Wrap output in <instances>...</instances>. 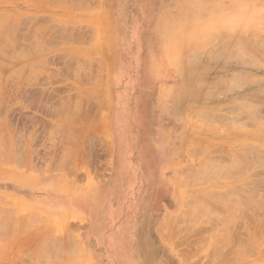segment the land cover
Segmentation results:
<instances>
[{"label":"rangeland","instance_id":"rangeland-1","mask_svg":"<svg viewBox=\"0 0 264 264\" xmlns=\"http://www.w3.org/2000/svg\"><path fill=\"white\" fill-rule=\"evenodd\" d=\"M181 4L0 0V16L16 19L8 33L14 34L5 37L15 41L7 47L4 18L0 24V42L6 40L0 53L9 52L6 59L0 55V264H222L220 251L225 263L233 259L226 264H264V160L252 158L249 165V155L264 159V139L254 138L253 120L237 111L241 103L249 107V89L256 87L245 81L247 72L256 78L262 73L255 74L249 54L243 59L231 44L264 26V0ZM219 40L228 47L220 53L214 47ZM218 77L243 89L216 88ZM200 85L207 86L204 92ZM208 90L213 97L203 96ZM211 110L225 118H202ZM233 143L247 148L248 172L241 166L246 176L233 173L218 185L231 194L241 185L242 199L249 193L255 201L226 226L224 203L205 195L222 190L200 181L206 172L200 164H230ZM259 143L263 148L249 150ZM189 169L193 182L187 186ZM202 200L211 207L212 223L186 216Z\"/></svg>","mask_w":264,"mask_h":264},{"label":"bare ground","instance_id":"bare-ground-1","mask_svg":"<svg viewBox=\"0 0 264 264\" xmlns=\"http://www.w3.org/2000/svg\"><path fill=\"white\" fill-rule=\"evenodd\" d=\"M59 1V0H58ZM62 1V0H61ZM73 1V0H72ZM76 1V0H75ZM66 2V1H65ZM71 1H69V3H70ZM179 2H180V5H182L181 3L183 2V5L184 4H186L185 3V1H183V0H179ZM186 2H188V4H189V0L187 1L186 0ZM191 2V1H190ZM72 3V2H71ZM188 4H186L187 5V7L189 6ZM186 5H184V6H182V8L183 7H186ZM184 10V9H183ZM4 14V13H3ZM7 16H8V14H7ZM1 18H4V16L2 17V16H0V24H1ZM10 18H11V16H10ZM12 20H13V18H12ZM16 19H14L13 21H15ZM13 21H10V19L8 18V17H6V14H5V18H4V21L2 22L3 24V26H2V30H1V32H6L5 34H6V36H4V39H6L7 40V38L9 39V37L11 36V35H13L14 33H12L11 35H9L8 33H11L12 32V30H13V24L15 23V22H13ZM15 26V25H14ZM17 26V25H16ZM11 27V28H10ZM0 32V37H2L3 38V35H2V33ZM4 34V35H5ZM249 35H247L245 38L246 39H243V40H241L240 39V41H239V39L237 40V42H235V41H228L227 40V38H226V40L228 41V43H227V41H225L227 44H229V43H231V44H235L234 45V48L236 49L237 47V49H239L238 51L239 52H242L243 54H241V53H238L236 56H239V54H241L240 55V57L242 56V58L244 59V57L245 56H247L248 54V56H249V62L248 61H246L245 62V64H244V61H242L243 62V64L244 65H246V63L248 62L249 63V65L251 66V68L252 69H254L253 70V72L255 71L256 73L255 74H257L258 72L260 73H262V75H261V73L259 74V75H261L260 76V78H256V77H253V76H255V75H252V73H248L247 72V74H249V75H251V76H249V79H245V81L249 84V87H250V85H251V87L252 86H256L255 87V89L253 88V89H249V91H252L251 93H250V96H249V107H246V105L244 106V104H243V106L244 107H240V106H242V103L239 105L238 103V105H239V107H238V110L237 111H240V112H242V115H244L245 116V114L247 115V116H250L249 117V119L250 120H253V122H251V123H253L252 125L254 126H252V129L253 128H255L254 130L255 131H252V132H250L253 136H254V138H255V136H258L259 138H261L262 140L264 139V26L263 27H259V28H257L256 30H252L250 33H248ZM224 35V34H223ZM5 37H7V38H5ZM14 38V37H13ZM4 39H2V42H4L5 44H6V40H4ZM201 39V38H200ZM1 40V39H0ZM8 41H10V40H7V44H6V47L7 46H9L8 44ZM15 41V39L13 40V41H10V42H14ZM223 40H219V43H221ZM2 42H0V46H1V44H2ZM200 42V41H199ZM225 42L223 41L221 44H219V43H216L215 42V44H218V46L217 45H214V47L216 46L217 47V49H218V47H219V50H220V48H221V46H222V48H225V47H227V44H225ZM235 42V43H234ZM4 43H3V45H4ZM198 43V42H197ZM223 43L225 44L224 46H223ZM12 45H13V43H12ZM35 45V44H34ZM37 45V44H36ZM188 45H190V44H188ZM233 45L231 46H229L230 47V49H233V48H231V47H233ZM11 46V45H10ZM196 46V45H195ZM3 47H5V45L3 46ZM5 47V48H6ZM37 47V46H36ZM190 47V46H189ZM215 47V48H216ZM2 48V47H1ZM30 48V47H29ZM33 48V47H32ZM211 48V47H210ZM215 48H213V50L215 49ZM221 48V49H222ZM10 50V52L12 53V51H13V49H15V47L12 49V48H9ZM35 49V48H34ZM226 49V48H225ZM227 49H228V47H227ZM235 49H234V51H235ZM237 49H236V51H237ZM2 50L4 51H2V53H4V56L3 55H1L2 53H0V55L1 56H3V58L5 57V59H6V57H7V55L5 54L6 52H8V51H5L3 48H2ZM6 50H7V48H6ZM16 50V49H15ZM28 50V49H27ZM37 50H38V48H37ZM218 50V52L220 53L221 52V50L219 51ZM29 51V50H28ZM35 51H36V49H35ZM212 51V50H211ZM223 51H224V49H223ZM222 51V52H223ZM228 51V50H227ZM226 51V52H227ZM231 52H232V50H230ZM233 51V52H234ZM235 51V52H236ZM0 52H1V49H0ZM14 52V51H13ZM17 52V51H16ZM37 52V51H36ZM196 52H198V51H196ZM210 52V51H209ZM216 52H217V50H216ZM9 53V52H8ZM7 53V54H8ZM211 53V52H210ZM212 53H213V51H212ZM13 54V53H12ZM23 54V53H22ZM22 54H20V55H22ZM216 53L214 52L213 53V55H215ZM231 54V53H230ZM234 54L235 53H233L232 55L234 56ZM6 55V56H5ZM208 55V54H207ZM231 55V56H232ZM9 56V60H10V54L8 55ZM24 56V55H23ZM216 56H219V54H217ZM224 56V55H223ZM228 56V55H227ZM247 56V57H248ZM189 57V56H188ZM194 56H192V58H193ZM199 57V56H198ZM229 57V56H228ZM246 57V58H247ZM1 58V57H0ZM2 58V59H3ZM191 58V57H190ZM195 58V57H194ZM21 59V58H20ZM196 59V58H195ZM212 59V58H211ZM248 59V58H247ZM197 60H199V59H197ZM218 60V59H217ZM223 60V59H222ZM230 60V59H229ZM236 60V59H235ZM1 61V60H0ZM17 61V60H16ZM192 61V60H191ZM226 61V60H225ZM241 61V60H240ZM239 61V62H240ZM2 62V61H1ZM193 62V61H192ZM241 62V63H242ZM3 63L4 62H2V63H0L1 65H3ZM203 63V62H202ZM221 63H222V61H221ZM237 63V62H236ZM217 64V63H216ZM13 65V64H12ZM237 65H239V64H237ZM3 66H5V65H3ZM228 66V65H227ZM242 66V65H241ZM2 67V66H1ZM226 68V67H225ZM1 69V68H0ZM3 69V68H2ZM216 69V68H215ZM250 69V68H249ZM23 70V69H22ZM194 71V70H193ZM192 71V72H193ZM200 71V70H199ZM241 71V70H240ZM250 71V70H249ZM12 72H14V70H12ZM207 73L209 72V70L208 71H206ZM243 72V71H242ZM2 73V72H1ZM6 73V72H5ZM9 73H11V72H9ZM20 73V72H19ZM191 73V72H190ZM241 73V72H240ZM244 73V72H243ZM7 74V73H6ZM194 74V73H193ZM254 74V73H253ZM3 75V74H2ZM15 75V74H14ZM13 75V76H14ZM17 75V74H16ZM19 76H20V74H18ZM189 75V74H188ZM191 75V74H190ZM233 75V74H232ZM258 75V74H257ZM258 75V76H259ZM5 76V75H4ZM11 76H12V74H11ZM10 76V77H11ZM229 76H230V74H229ZM239 77H240V75H238ZM237 76V77H238ZM242 76V75H241ZM245 76V75H244ZM2 77V76H1ZM192 77H193V75H192ZM211 77H214V76H211ZM216 77V76H215ZM220 77H222L221 75H220ZM238 77V78H239ZM243 77V76H242ZM241 77V78H242ZM5 78V77H4ZM15 78H18V76L16 77L15 76ZM22 78V77H21ZM203 78V77H202ZM219 78V77H218ZM226 78V77H225ZM234 79H237L238 80V82L241 80H239L238 78H236V76L235 77H233ZM245 78H248V77H246L245 76ZM2 79V78H1ZM7 79V78H6ZM6 79H5V81H6ZM20 79V78H19ZM24 79V78H23ZM190 79V78H189ZM192 79V78H191ZM224 79V78H223ZM231 79V78H230ZM243 79V78H242ZM4 80V79H3ZM2 80V81H3ZM15 80V79H14ZM209 80V79H208ZM207 80V81H208ZM215 80H217V78L215 79L214 78V81ZM212 81H213V79H212ZM229 81V82H228ZM228 81H222V79L220 80V78H219V80L218 81H216V85H217V87L216 88H218V86L219 85H221L222 87L224 86V88H226V90L229 92V90H231V92H232V88H234V87H236L237 88V86H239L238 87V89H243V85H238L237 83L238 82H234L233 81V79H231V80H229L228 79ZM200 82V84H202L201 83V81H199ZM202 82H204V80L202 81ZM192 83V82H191ZM209 83H210V81H209ZM245 83V82H244ZM5 84V83H4ZM197 84V86H198V83H196ZM211 84H214L213 82L212 83H210L208 86H210ZM205 85V84H204ZM204 85H200V89H201V87H203V92H204V88H207V86L206 87H204ZM246 85V84H245ZM263 85V86H262ZM212 87H213V85H212ZM242 87V88H241ZM196 88V87H195ZM209 88V87H208ZM219 88H221L220 86H219ZM235 88V89H236ZM212 89V88H211ZM237 89V90H238ZM205 90H207V89H205ZM214 90H215V88H213V92H214ZM217 90H219V89H217ZM216 90V91H217ZM225 90V89H224ZM200 91V90H199ZM220 91V90H219ZM226 91V92H227ZM213 92L211 93V92H209V90H208V92H206L205 93V95H203V96H206V94L208 93V95L210 96V98H211V96L213 97V95L215 94V92H214V94H213ZM197 93H198V91H197ZM196 93V97H198V94L200 93H198L197 94ZM201 93H202V90H201ZM211 94H213V95H211ZM215 95H217V93L215 94ZM218 95H219V93H218ZM225 95H227V94H225ZM2 97V96H1ZM235 97V96H234ZM243 97V96H242ZM242 97H240V98H242ZM236 98V97H235ZM210 100V99H209ZM236 100H238L237 98H236ZM2 101V100H1ZM0 101V102H1ZM246 100L244 99V102H245ZM234 102V101H233ZM236 102V101H235ZM243 102V103H244ZM1 104V103H0ZM229 104V103H228ZM231 104V103H230ZM235 104V103H234ZM246 104V103H245ZM230 107V106H229ZM235 107V106H234ZM233 107V108H234ZM214 109L216 108V107H213ZM219 108V107H218ZM225 108H227V107H225ZM225 108H224V110H225ZM231 108H232V106H231ZM231 108L230 109H227V110H231ZM221 109V108H220ZM235 109V108H234ZM216 110V109H215ZM216 111H218V110H216ZM222 111V110H221ZM226 111V110H225ZM225 111H223V112H225ZM229 111L226 113V114H228L229 113ZM211 112H213V113H211ZM230 112H232L233 114L234 113H238V112H233V111H230ZM218 113V112H217ZM243 113H245V114H243ZM216 116H218V115H220V118L222 117L221 116V113L219 114H216V113H214V111L213 110H211V111H209V113H207V112H205V113H203V115H201L202 116V118H205V119H210V121H213V120H215L216 118H215V115ZM232 114V115H233ZM237 115V114H236ZM224 116V115H223ZM227 116V115H226ZM241 116V114L239 115V116H237V118L238 117H240ZM243 116V117H244ZM219 117V116H218ZM217 117V118H218ZM236 117V116H235ZM234 116H233V118H235ZM215 118V119H214ZM223 118H225V117H222V119ZM227 118V117H226ZM219 119V118H218ZM217 119V120H218ZM228 119H229V117H228ZM246 119V118H245ZM220 120V119H219ZM226 120V119H225ZM244 120V119H243ZM248 120V118L246 119V121ZM250 120H248V121H250ZM242 121V120H241ZM216 122V121H215ZM221 122V121H220ZM222 122H224V121H222ZM221 122V123H222ZM214 123V122H213ZM225 123H226V121H225ZM228 123V122H227ZM223 125H225V124H223ZM232 125V124H231ZM236 127V126H235ZM2 128V127H1ZM244 128V127H243ZM8 131V130H7ZM232 131V130H231ZM236 131H238L237 130V128H236ZM244 131H246V130H244ZM9 133V132H8ZM75 135H76V133H75ZM74 135V136H75ZM257 137V138H258ZM0 138H1V136H0ZM251 138V137H250ZM1 139H3V138H1ZM6 140H7V138H6ZM234 140V139H233ZM259 141H261L260 139H258ZM5 141V140H4ZM238 141H240V140H238ZM247 141H249L248 139H247ZM264 141V140H263ZM1 142H3V140H1ZM250 142V141H249ZM6 143H8V142H6ZM238 143V142H237ZM244 143V142H243ZM258 143V142H257ZM2 144V143H1ZM1 144H0V146H1ZM4 144H5V142H4ZM235 144V146H233ZM260 144V143H259ZM261 144H263L262 142H261ZM255 145V144H252V145H250L248 148H249V150L252 152L253 150V152H255V150L256 149H261V147L263 146V145ZM236 145H238V144H236V143H233L231 146L233 147H231V151H233L234 153V156H233V158H232V160L230 161V164H229V162H227V164L228 165H225V166H219V165H215V163H213L212 162V160H211V162L213 163V165L211 164V165H208L207 163V165H205V164H203V166H202V164H200L201 165V168L200 169H203L204 171L206 170V172L204 173V171L202 172V171H200L199 173L202 175L203 173H204V175H200L199 174V176H197L198 174L196 173V172H193V173H195L194 174V176H197L198 178L200 177V181L203 183V182H205L206 181V184L208 185V186H210V189H211V187L212 186H214L215 188H218V189H220V190H222V188L221 187H224V185H221V187H220V185H218L219 183H218V181L219 180H221L222 178H225V176L226 177H228L229 176V179H230V175L232 176L233 175V173L235 174V176H237V174H238V176H239V174L241 173V175L243 174V176H246V172H248L247 170V168H249V166L246 168V167H244L245 165H246V163H247V161H248V156H247V153H245L244 151H242V150H244V149H247V148H243V144L241 145V144H239L240 146H236ZM4 146V145H3ZM235 147H236V150H232V149H235ZM241 147V149H239ZM4 148V147H3ZM2 148V149H3ZM11 148V147H10ZM238 148V149H237ZM263 148V147H262ZM8 149V148H7ZM4 150L5 149H3V152H1V150H0V152H1V156L3 155V153H4ZM238 150V151H237ZM263 150V149H262ZM237 151V152H236ZM256 151H258V150H256ZM11 151H9V153H10ZM12 153H14L13 151H12ZM230 153H232V152H230ZM229 153V154H230ZM260 153H261V150H260ZM263 153V152H262ZM252 154V153H251ZM255 154V153H254ZM259 154V153H258ZM11 155V154H10ZM9 155V156H10ZM230 155V156H231ZM4 156V155H3ZM228 156V155H227ZM256 156H257V154H255L253 157H252V155L250 156L249 155V165L251 164V162H253L252 161V158L254 159H256V162H260L261 163V161L262 160H264V159H262V158H256ZM8 158H10V157H8ZM230 158V157H229ZM230 158V159H231ZM227 159V158H226ZM215 161V160H214ZM217 162V161H216ZM197 163V162H196ZM254 163H255V161H254ZM253 163V164H254ZM198 164V163H197ZM224 164H226L225 162H224ZM252 164V165H253ZM259 164V163H258ZM262 164H264V163H262ZM199 165V164H198ZM244 165V166H243ZM261 165V164H260ZM196 166V165H195ZM215 166V167H214ZM241 166H243L244 167V169L246 170V172L244 171V172H241V171H238V170H244L243 169V167L242 168H239V167H241ZM190 167H192L193 168V166L191 165ZM202 167H204V168H202ZM252 167V166H251ZM258 167V166H257ZM207 168V169H206ZM195 169V168H194ZM193 169V170H194ZM200 169H198V171L200 170ZM251 169V168H250ZM188 170V169H187ZM192 171V170H191ZM190 169H189V174H190ZM194 171H197L196 169L194 170ZM197 171V172H198ZM210 171L212 172V175L211 174H209L210 173ZM256 171V170H255ZM208 172V173H207ZM240 172V173H239ZM250 172V171H249ZM186 173H187V171H186ZM244 173H246V174H244ZM251 174V173H250ZM188 175V173L185 175V176H187ZM193 174L191 173L190 174V176H189V179L187 180V182L185 181V183H186V185L188 186V185H192V183L191 182H193V178L192 179H190L191 178V176H192ZM240 175V176H241ZM234 176V175H233ZM237 176V177H238ZM239 176V177H240ZM252 176H253V173H252ZM259 176V175H258ZM193 177V176H192ZM242 177V176H241ZM184 178V177H183ZM219 178V179H218ZM234 178V177H233ZM245 178V177H244ZM187 179V178H186ZM195 179V178H194ZM192 180V181H191ZM196 180V179H195ZM199 180V179H198ZM197 180V181H198ZM227 180H228V178H227ZM234 180V179H233ZM188 181H191V182H188ZM196 181V182H197ZM230 181H231V179H230ZM245 181V180H244ZM254 181V180H253ZM256 181V180H255ZM258 181H260V180H258ZM181 182V181H180ZM200 182V183H201ZM243 182V181H242ZM261 182V181H260ZM244 183H246V182H244ZM249 183V182H248ZM263 183V182H262ZM261 183V184H262ZM182 184V183H181ZM235 184V183H234ZM243 184V183H242ZM183 185V184H182ZM203 185V184H202ZM244 186L243 187H245V185H247V183L246 184H243ZM251 185V184H250ZM249 185V186H250ZM263 185V184H262ZM228 186V185H227ZM235 186V185H234ZM234 186H230L232 189L234 188ZM238 186V185H237ZM241 185H239V188L237 187L236 188V192H238L237 190H240V187ZM248 186V185H247ZM229 187V186H228ZM229 187V188H230ZM236 187V186H235ZM253 187V189H254V187L255 186H252ZM252 187H251V190H252ZM261 188V187H260ZM190 189V188H189ZM217 189V190H218ZM234 190H235V188H234ZM242 190H243V188H242ZM251 190H249V191H251ZM263 190V189H262ZM188 191V190H187ZM202 191V190H201ZM200 191V192H201ZM206 192H205V195H207L208 197H211V200H212V202L213 201H215V200H218V201H220V203L222 202V203H224V204H222V206L223 207H225V208H227V211H226V209L224 208V210H225V213H227V215H228V213H229V215L227 216L226 214V216H222L223 217V219L221 218V220H223L222 222H225L224 224H226V226H228V224L230 223V224H232V222H234V221H236V219L238 218V216L243 212V211H246V210H244L245 208H243V207H245V206H250V204L252 203L251 202V200H252V198L249 200V198L250 197H248L249 195V193L247 194V195H245V197H243L244 199H242V193H243V191H239V193L240 192H242V193H240V194H237L236 196H235V199H232V196L233 195H235L236 194V192H232L233 194H231V189L230 190H228V194L224 191V190H222V191H219L218 193L216 192H211L210 190H205ZM209 191V192H208ZM245 191V190H244ZM260 192V191H259ZM194 193V192H193ZM192 193V194H193ZM210 193V194H209ZM196 193H194L193 195H194V197L193 198H195L196 197V195H195ZM201 194L203 195V196H205L202 192H201ZM243 194H245V193H243ZM254 194V193H253ZM256 194V193H255ZM259 194V193H258ZM229 195H231V197L229 196ZM251 195V194H250ZM176 196L177 197H181V195L179 194L178 195V192H176V194H175V198H176ZM244 196V195H243ZM252 196V195H251ZM259 196V195H258ZM200 197V196H199ZM198 197V198H199ZM197 198V197H196ZM234 198V197H233ZM201 199H202V197H201ZM257 199V198H256ZM263 199V198H262ZM196 200V199H195ZM198 200H200V199H198ZM210 200V199H209ZM232 200V201H231ZM264 200V199H263ZM187 201V200H186ZM217 201V202H218ZM227 201V202H226ZM253 201V200H252ZM255 201V200H254ZM253 201V202H254ZM259 201H260V199H259ZM190 202V201H189ZM197 202V201H196ZM200 202H202L201 203V205L200 206H197V208L195 207L193 210L191 209H189V208H191V206L189 207V205H191V203L189 204L188 202V207L189 208H187V209H189L190 210V213H188V211H187V214L188 215H186L187 217H191V218H193V219H195V220H193L194 221V223H195V221H196V219L198 218L199 220L202 218V220H201V222H205V219L207 220L206 221V223L208 222V224H209V221H211L210 223H212V220H209L208 219V217L209 218H212L211 216H208V215H212L213 213L212 212H210L211 210H210V205L209 204H205L204 202H203V200L202 201H200ZM199 202V203H200ZM261 202H263V201H261ZM214 204H217V203H215V202H213ZM205 204V205H204ZM211 204V203H210ZM221 204H219L220 205V207H221ZM253 204V203H252ZM264 204V203H263ZM192 205H194V204H192ZM225 205V206H224ZM186 206V205H185ZM252 207V206H251ZM192 208H193V206H192ZM222 208V207H221ZM248 207H246V209H247ZM253 208V207H252ZM255 208V207H254ZM253 208V209H254ZM256 208H258V207H256ZM255 208V209H256ZM213 209V208H212ZM249 209V208H248ZM260 209V208H259ZM195 210H196V212H195ZM216 210V209H215ZM251 210V209H250ZM192 211V212H191ZM7 211H5L4 212V214H7L6 213ZM182 212V211H181ZM214 212V211H213ZM216 212V211H215ZM247 212V211H246ZM249 212V211H248ZM251 212V211H250ZM2 213V212H1ZM244 213V212H243ZM256 213H257V210H256ZM262 213V212H261ZM219 214H220V212H219ZM250 214V213H249ZM185 215V214H184ZM215 216H216V214H214ZM244 215H245V213H244ZM252 215V214H251ZM258 215V214H257ZM215 216H214V218H215ZM8 217V216H7ZM31 217V216H30ZM201 217V218H200ZM207 217V218H206ZM240 217L241 216H239V219H240ZM253 217V216H252ZM29 218V217H28ZM32 218V217H31ZM179 218V217H178ZM244 218H246V217H244ZM44 219V218H43ZM168 220H169V222H171V224L172 225H174V223H175V220H173V218L172 217H168L167 218ZM166 219V220H167ZM181 218H179V220H180ZM188 219V218H187ZM187 219H185L186 221H187ZM217 219V218H216ZM219 219V218H218ZM239 219H238V221H239ZM45 220V219H44ZM167 220V221H168ZM172 220H173V222L174 223H172ZM184 220V221H185ZM247 220H248V218H247ZM257 220V219H256ZM260 220H261V218H260ZM30 221H32L31 219H30ZM42 221V220H41ZM216 221V220H215ZM242 221V220H241ZM243 221H244V219H243ZM251 221V220H250ZM258 221V220H257ZM262 221V220H261ZM38 222V221H37ZM40 222V221H39ZM38 222V223H39ZM177 222H178V220H177ZM182 222V221H181ZM197 222V221H196ZM219 222H220V220H219ZM245 222V221H244ZM179 223V222H178ZM186 223V222H185ZM197 223H199V221L197 222ZM256 223V222H255ZM166 225H168V223L166 222L165 223ZM177 224V223H176ZM176 224H175V226H176ZM184 224V223H183ZM200 224H202V225H205V224H203V223H200ZM199 224V225H200ZM45 225V224H44ZM179 225V224H178ZM188 225H189V223H188ZM192 225V223L190 224V226ZM196 225V224H195ZM222 225H223V223H222ZM249 225V224H248ZM208 226V225H207ZM231 226V225H230ZM240 226V225H239ZM170 227V226H169ZM189 227V226H188ZM197 227V226H196ZM195 227V228H196ZM201 227H203V226H201ZM206 227V226H205ZM217 227V226H216ZM235 227H237V226H235ZM251 227V226H250ZM172 228V227H171ZM191 228H193V226H191ZM209 228V227H208ZM212 228V227H211ZM211 228H210V230H211ZM224 228H225V226H224ZM169 229V228H168ZM174 229V228H173ZM190 229V228H189ZM205 229V228H204ZM230 229V228H229ZM236 229V228H235ZM258 229V228H257ZM180 230V229H179ZM209 230V229H208ZM207 230V231H208ZM225 230H227V229H225ZM224 230V231H225ZM181 231V230H180ZM183 231V230H182ZM186 231V230H185ZM212 231V230H211ZM230 230H228V232H229ZM188 232V231H187ZM213 232V231H212ZM219 232H221V231H219ZM227 232V231H226ZM227 232V233H228ZM248 233H249V231H248ZM170 234H172V233H170ZM224 234V233H223ZM229 234V233H228ZM218 235V234H217ZM225 235V234H224ZM209 236H210V234H209ZM226 236V235H225ZM252 236V235H251ZM166 237V236H165ZM168 237H170L169 235H168ZM224 237V236H223ZM222 237V238H223ZM215 238H216V236H215ZM219 238H221V237H217V239H219ZM225 238V237H224ZM226 238H227V236H226ZM229 238V237H228ZM227 238V239H228ZM204 239V238H203ZM227 239H224V240H222V241H226ZM171 240V239H170ZM215 240V239H214ZM221 240V239H220ZM219 240V241H220ZM235 240V239H234ZM259 240V239H258ZM216 241V240H215ZM229 241H230V238H229ZM232 241V240H231ZM248 241V240H247ZM246 241V242H247ZM255 241H257V240H255ZM254 241V242H255ZM214 242V241H213ZM213 242H211L212 244H213ZM223 242V243H224ZM249 242V241H248ZM217 243V242H216ZM222 242H221V244H223ZM228 243L229 242H226L225 244H227V246H228ZM253 243V242H252ZM252 243H250L249 244V246H248V248H250V249H252L251 248V244ZM256 243H258V242H256ZM220 244V243H219ZM230 244V243H229ZM233 244V243H232ZM238 244V243H237ZM217 245V244H216ZM224 245V244H223ZM235 245V244H234ZM254 245H255V243H254ZM259 245V244H258ZM217 246H219V245H217ZM217 246H215V247H217ZM241 247L243 246H245V245H240ZM65 247V246H64ZM220 247V246H219ZM236 247V246H235ZM234 247V248H235ZM241 247H240V249H241ZM74 249L76 248V246L75 247H73ZM221 248H222V246H221ZM217 249V248H216ZM220 249V248H219ZM226 249V248H225ZM240 249H238V251L240 250ZM243 249V248H242ZM242 249L240 250L241 252H242ZM249 249V250H250ZM72 250V249H71ZM79 250V249H78ZM222 250H223V248H222ZM230 250V249H229ZM244 251H249L248 249H247V247H245L244 249H243ZM235 251H237L236 249H235ZM240 251H239V253H240ZM243 251V252H244ZM57 252H59V251H57ZM223 253V251H220V253ZM231 252H232V250H231ZM242 252V253H243ZM67 253H68V251H67ZM188 252L186 251V254H187ZM212 253V252H211ZM217 253H219L218 251H217ZM216 253V251H215V254H217ZM221 253V255H222V257L224 258H222L221 257V255H219L220 257H219V259H218V261L220 260V258H222L224 261H220V262H224V263H222V264H226L227 262H229V263H234V262H232L233 261V259L231 258L233 255H231V257H229V259L231 258L232 259V261H231V259L230 260H226V263H225V259H228L227 257L225 258L224 256H227V255H223ZM238 253V252H237ZM237 253H235V254H237ZM242 253H240V255H242ZM227 254V253H226ZM229 254V253H228ZM233 254V253H232ZM234 254V255H235ZM246 254V253H245ZM250 254V253H249ZM61 255V254H60ZM212 254H210L209 256H211ZM43 256V255H42ZM217 257H218V255H216ZM215 256V257H216ZM237 256V255H236ZM246 256H249V255H246ZM207 257V256H206ZM238 257H240L239 256V254H238ZM213 258V257H212ZM237 258V257H236ZM242 258L244 259V256H242ZM188 259H189V257H188ZM211 259V258H210ZM214 259V258H213ZM216 259V258H215ZM221 259V260H222ZM234 259H235V256H234ZM238 259V258H237ZM236 259V260H237ZM242 259V260H243ZM65 260V259H64ZM201 260H202V258H201ZM240 260V259H239ZM231 261V262H230ZM235 261V260H234ZM238 261V260H237ZM186 262V261H185ZM205 262H206V258H205ZM211 263V262H210ZM236 263V262H235ZM219 264H221V263H219Z\"/></svg>","mask_w":264,"mask_h":264}]
</instances>
